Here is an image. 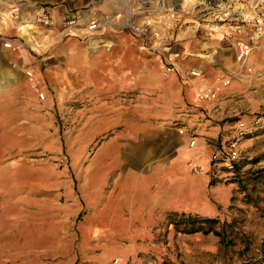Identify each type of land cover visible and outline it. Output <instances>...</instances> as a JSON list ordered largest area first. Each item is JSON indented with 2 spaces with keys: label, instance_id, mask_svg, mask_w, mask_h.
Masks as SVG:
<instances>
[{
  "label": "rangeland",
  "instance_id": "rangeland-1",
  "mask_svg": "<svg viewBox=\"0 0 264 264\" xmlns=\"http://www.w3.org/2000/svg\"><path fill=\"white\" fill-rule=\"evenodd\" d=\"M22 1L81 22L65 33L58 20L23 40L42 77L35 90L26 72V99L0 111V264H221L209 255L218 238L177 232L170 214L244 217V230L263 238L245 198L262 199L264 211V45L254 41L249 72L233 56L253 36V0ZM91 20L101 26L83 32ZM172 28L197 29L193 37L225 49L224 72L209 85L218 98L201 102L205 120L220 125L207 139L209 161L185 131L198 173L182 146L168 154L165 127L155 124L177 74L167 80L159 60L146 73L141 61L151 57L138 46ZM238 123L251 133L239 139ZM233 146L238 159L227 167Z\"/></svg>",
  "mask_w": 264,
  "mask_h": 264
},
{
  "label": "crops",
  "instance_id": "crops-1",
  "mask_svg": "<svg viewBox=\"0 0 264 264\" xmlns=\"http://www.w3.org/2000/svg\"><path fill=\"white\" fill-rule=\"evenodd\" d=\"M17 2L20 13L18 19L14 20L9 18L11 4L6 0L0 1V35L14 38L24 44L13 51L3 48L0 42V111L2 115L4 112H7L8 115L12 101L19 102L26 97V94H23L26 92L28 85V80L25 76L26 72L31 71L41 81V62L35 57L33 52L35 48H27L24 41L30 43V38L28 37H39L42 34V27L49 29L55 27L58 20H61L60 24H62L66 15L65 13L60 14L49 9L55 24L52 27H45L35 22V17L39 11L38 7L22 0H17ZM200 32L203 36L202 38L205 37L204 35L213 36V32L210 31ZM195 34H197V29L182 31L172 28L161 34L164 37L162 42L153 40L147 46H143L145 44L144 40L138 43L139 48L142 46L141 48L147 51L145 53L151 57L141 61L144 62L142 67L146 73L149 70V62L156 63L163 57L171 59L173 53L178 54V58L175 60L177 71L174 73L177 74V80L170 82L169 92L167 93L171 97L169 98L173 99L169 103L166 101V109L163 113L158 114L155 124H162L165 127L168 138H163L165 142L163 148L168 151V154H175L176 149L182 146L181 148H184L182 156L189 159L191 166L194 165L195 158L198 155L192 157L189 150L191 138L186 137L185 131L194 130L198 135L194 137V143L201 145L205 149L204 156L209 161L210 147L207 144V139H213L220 130L219 124L213 122V120H205L209 113L206 112L203 103L197 100L196 94L201 88L211 85L215 76L223 73L226 67V60L223 56V50L225 49L221 47L220 41L217 38L207 41L198 40L193 37ZM115 45L114 43L111 49L115 48ZM111 49H103L102 51L109 53ZM137 54H141V52ZM233 56L235 58V48H233ZM190 69H197L202 72L203 80H201V83L198 82L199 79H191L189 82L182 81L180 73ZM171 77L167 80L171 79ZM176 99H178L177 102H174ZM195 107L198 110L195 111ZM179 123L182 124L180 129L175 127ZM153 127H156V125ZM178 130H182L184 132L183 135H180ZM181 148H179V151H181ZM176 170H178V165H176Z\"/></svg>",
  "mask_w": 264,
  "mask_h": 264
},
{
  "label": "built area",
  "instance_id": "built-area-1",
  "mask_svg": "<svg viewBox=\"0 0 264 264\" xmlns=\"http://www.w3.org/2000/svg\"><path fill=\"white\" fill-rule=\"evenodd\" d=\"M11 4V7L9 9V18L17 20L19 13H20V8L18 2H15L14 0H6ZM11 1V2H10ZM253 10H254V15L253 17L248 20L253 36L251 37V40L249 41H238L235 43V60L236 63L242 68L246 69L247 72L250 71L247 66V61L251 57V54L253 52V49L258 46L253 44L254 41L256 42H261L264 45V0H253ZM172 19H174V16H171ZM35 22L37 24H40L45 27H52L55 22L54 19L52 18L50 14L49 8L46 7H41L39 8L38 14L35 17ZM81 21L79 19L74 20L69 16L68 13H66L65 18L63 19L62 25H63V30L65 33H72L75 25H78ZM101 26V23L98 22L97 20H91L88 23V26L84 29L87 32H92L96 31L99 27ZM238 29V33H240V29ZM79 30V29H78ZM142 35L146 34V31H139ZM147 39V38H146ZM0 42L2 43L3 48L9 49V50H15L17 48L22 47L24 44L15 40L14 38H7L3 35H0ZM147 48V47H146ZM178 58L177 53H173L171 56V59H167L165 57L159 59V67L163 72V75L167 78L174 74L177 71V65L175 63V60ZM181 78L185 82L191 81V79H199L198 82L201 83V78H202V72L197 70V69H191L188 71H183L180 73ZM27 77L29 79V82L31 84V87L34 88L35 90L38 87V80L35 76L34 73L28 72ZM230 78L223 79L221 82L223 87H226L230 85ZM218 92L219 88L214 87V86H207L204 88H201L197 94L196 98L200 102H212L218 98ZM40 98H43V94H39ZM237 130H238V138H244L248 134L251 133V130L247 129L243 123H238L237 124ZM179 134L183 135V131L180 130ZM191 141V145H192ZM238 159V151L236 148L233 146L232 149L229 150V152L226 153L225 156V161L227 162L225 165L227 167H230V163L235 162ZM192 171L195 173H198L196 168H192Z\"/></svg>",
  "mask_w": 264,
  "mask_h": 264
},
{
  "label": "trees",
  "instance_id": "trees-1",
  "mask_svg": "<svg viewBox=\"0 0 264 264\" xmlns=\"http://www.w3.org/2000/svg\"><path fill=\"white\" fill-rule=\"evenodd\" d=\"M262 199L245 198V203L255 210L256 225L264 229V211L257 208ZM169 224L173 229L183 234L213 235L218 238V247L214 254H209L212 261L221 264H264V235L263 238L253 231H245L246 219L234 217L230 221H220L218 218H205L191 214H170ZM264 231V230H263Z\"/></svg>",
  "mask_w": 264,
  "mask_h": 264
},
{
  "label": "bare ground",
  "instance_id": "bare-ground-1",
  "mask_svg": "<svg viewBox=\"0 0 264 264\" xmlns=\"http://www.w3.org/2000/svg\"><path fill=\"white\" fill-rule=\"evenodd\" d=\"M86 31V30H83V32Z\"/></svg>",
  "mask_w": 264,
  "mask_h": 264
}]
</instances>
